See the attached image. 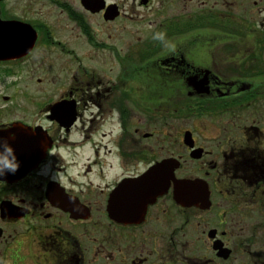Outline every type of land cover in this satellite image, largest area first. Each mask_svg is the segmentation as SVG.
Segmentation results:
<instances>
[{
  "label": "flooded vegetation",
  "instance_id": "obj_1",
  "mask_svg": "<svg viewBox=\"0 0 264 264\" xmlns=\"http://www.w3.org/2000/svg\"><path fill=\"white\" fill-rule=\"evenodd\" d=\"M98 7L0 0V264H264V0Z\"/></svg>",
  "mask_w": 264,
  "mask_h": 264
},
{
  "label": "rangeland",
  "instance_id": "obj_2",
  "mask_svg": "<svg viewBox=\"0 0 264 264\" xmlns=\"http://www.w3.org/2000/svg\"><path fill=\"white\" fill-rule=\"evenodd\" d=\"M190 5H188V7L184 10V5L181 6V13L182 14H188L190 8H189ZM151 19L150 18H147L145 20V22H136V21H123V22H117L115 24L116 26V29L118 27H122V23L126 24L127 27H128V30L132 32L129 33L130 36H127L129 37L132 41V45L133 47H137V46H140L142 43H145L147 40H149L150 38L153 37L152 33L155 31V24L153 25H147L148 22L150 21ZM71 26L69 27L68 31L70 32L71 31ZM141 32V33H138V32ZM124 34V32H121V33H118L117 35V39L120 38L122 35ZM148 34V35H147ZM152 35V36H151ZM139 37L142 38L143 40L140 41L139 40ZM148 38V39H147ZM60 40V39H59ZM121 43L120 41H117V46L120 48L121 47ZM124 46V45H123ZM85 49H87L88 47L87 46H84ZM58 52L56 51H53V54H55ZM58 59V60H57ZM99 64V61L98 62H89V66L90 69L93 70V68H98V65ZM76 69V67H75ZM62 70H64V66H63V62L61 61V58L60 56H56L54 55L53 56V70H52V93H53V96H57L60 92V85L64 83L65 81V78H66V73L65 72H62ZM13 94V91L9 89V92L6 93V96H12ZM172 105V109L174 107V103H171ZM6 108H5V112L4 114L5 115H15L14 112H12V104L11 103H7L6 105ZM164 106V109H168V106H170L169 104H165L163 105ZM171 109V110H172ZM136 115H140L139 113H136Z\"/></svg>",
  "mask_w": 264,
  "mask_h": 264
},
{
  "label": "water",
  "instance_id": "obj_3",
  "mask_svg": "<svg viewBox=\"0 0 264 264\" xmlns=\"http://www.w3.org/2000/svg\"><path fill=\"white\" fill-rule=\"evenodd\" d=\"M101 0H84V6L88 9V10H91L93 13H96L97 11H100L102 7H98V3L100 2ZM89 3V5H88ZM8 26V25H7ZM9 41V40H8ZM9 42H11V44H7L5 45V48L7 49L10 48L9 50H15L16 49V54L19 55V52H17V49H20V47L24 50L25 48H32L33 44L28 46H23V40L21 41V43L19 44L17 41L15 44H13V41L10 40ZM16 46V47H15ZM20 46V47H19ZM18 47V48H17ZM28 49V50H29ZM11 56H14L13 52L9 53V54H5L3 56H0V58H11ZM59 106H56L55 107V110L58 108ZM14 130H10V132H7V133H0V137L2 136H7L9 133H12ZM8 144H12V146L10 147V149H16L18 148V143L14 142L13 140H10L8 142ZM173 165H174V161H171V160H168V161H165L163 164L160 165L161 169H164V181H161L159 180V184L156 183V185H158L159 187L156 188L155 192L153 193V196L155 195H163L167 192L168 190V184L170 182V180L172 179V175H173ZM156 170L157 168L154 169V171H152L150 174H149V177L145 179V181L149 180L152 176H157L156 175Z\"/></svg>",
  "mask_w": 264,
  "mask_h": 264
},
{
  "label": "clouds",
  "instance_id": "obj_4",
  "mask_svg": "<svg viewBox=\"0 0 264 264\" xmlns=\"http://www.w3.org/2000/svg\"><path fill=\"white\" fill-rule=\"evenodd\" d=\"M153 40L161 42L162 46L169 52H175L176 45L171 40L166 38V34L162 31L155 32L153 34ZM2 131V130H0ZM3 143V138L0 137V145ZM19 169V162L16 163H9L8 165H5L4 168H0V175H8L12 174L14 175Z\"/></svg>",
  "mask_w": 264,
  "mask_h": 264
}]
</instances>
